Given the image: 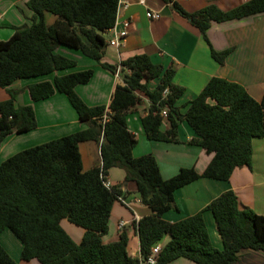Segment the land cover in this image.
<instances>
[{"label":"trees","instance_id":"trees-1","mask_svg":"<svg viewBox=\"0 0 264 264\" xmlns=\"http://www.w3.org/2000/svg\"><path fill=\"white\" fill-rule=\"evenodd\" d=\"M163 2L199 30L218 65H223L230 51L212 49L206 36L211 24L264 13V0H249L225 12L208 5L192 13L173 0ZM117 6L118 0H29L26 7L33 13L31 24L12 27V36L0 40L1 89L17 80L74 68V60L55 52L60 46L79 51L112 74L117 72L120 80L108 105L93 107L87 106L74 90L90 81L91 69L27 86L32 102L55 93L64 95L87 128L22 150L0 163V233L9 230L20 242L21 260L35 259L39 264H141L165 235L170 240L155 264H168L178 258L194 264H233L243 250L264 252V217L241 209L231 190L183 220L168 223L161 218L170 210L176 211L177 189L200 178L226 182L236 168L250 165L252 140L264 138V99L257 102L241 85L213 77L181 113L176 102L184 89L173 83V69L154 64L144 54L116 66L101 64L104 34L115 25ZM44 13L56 17L52 25L45 24ZM154 80L159 82L150 89ZM7 93L9 98L0 102V144L13 133L36 128L32 106H16L18 91L7 89ZM141 96L149 104L141 119L146 138L178 143V123L185 122L195 135L189 143L211 155L201 174L180 169L164 180L152 155L132 156L136 139L126 127V115L140 103ZM163 109L169 124L165 131L159 115ZM85 141L99 146L101 159L100 166L87 171L82 169L78 149ZM112 168L124 171V183H135L140 202L151 212L136 225L140 260L128 255L124 231L117 241L102 242L112 207L122 196L118 187L105 185ZM204 212L212 215L221 250L211 244ZM62 220L82 229L79 243L63 230ZM0 264H18L2 246Z\"/></svg>","mask_w":264,"mask_h":264},{"label":"crops","instance_id":"crops-1","mask_svg":"<svg viewBox=\"0 0 264 264\" xmlns=\"http://www.w3.org/2000/svg\"><path fill=\"white\" fill-rule=\"evenodd\" d=\"M29 0H0V40L5 41L13 34L12 27L30 25L33 13L26 7ZM188 13L198 11L208 5H214L221 11H229L249 0H173ZM147 13L159 15L151 20ZM56 17L44 13V22L52 25ZM128 21L127 35L118 40L117 46H110L108 40L114 38V31H119L122 23ZM114 29L104 34L105 47L101 64L116 66L121 61L136 55H147L154 64L164 69L174 70L173 83L184 89L183 95L176 102V107L183 113L187 102L193 100L209 79L216 77L237 83L245 88L252 99L260 102L264 99V13L239 20L212 23L206 32L213 50H229L223 65H218L210 56L208 45L199 30L173 11L163 0H118ZM55 52L74 60L72 69L58 71L50 76L17 80L10 86L0 88V102L9 98L7 89L18 91L16 106L31 105L34 110L36 128L24 134H11L0 144V163L14 154L60 137L70 135L87 128L81 123L69 105L66 97L55 93L51 97L32 102L26 90L30 84L51 81L54 76L91 69L92 78L87 84L75 87L76 94L89 107L107 106L114 86L119 78L110 71L79 51L60 46ZM158 80L150 82L154 89ZM140 103L126 115V127L135 137L136 145L132 150L135 158L152 155L159 167L161 177L166 180L173 177L180 169H193L201 174L211 159L200 147L190 144L194 132L185 122L178 123V143L154 142L146 138L141 119L146 115L148 100L141 96ZM169 128L163 118L162 131ZM252 156L249 166L236 168L226 182L200 178L174 192L176 211L170 210L162 215V220L175 223L192 216L206 207L212 200L225 191L231 190L238 199L241 209H249L264 217V138H254L251 142ZM82 169L87 171L100 166L99 146L93 141L81 142L78 146ZM122 169L109 170L107 183L116 186L122 193L116 201L108 220V232L102 237L104 244L118 240L119 234H127V253L132 258L141 259L140 245L136 225L138 221L151 214L140 202L134 182L124 183ZM208 235L214 248L221 250L222 243L217 233L212 215L203 214ZM61 227L75 242L79 243L83 231L66 220ZM211 237H214L212 239ZM170 240L168 235L155 245L160 249ZM16 261V260H14ZM18 264H39L37 260L23 261ZM168 264H194L178 258ZM233 264H264V252L243 250Z\"/></svg>","mask_w":264,"mask_h":264},{"label":"built area","instance_id":"built-area-1","mask_svg":"<svg viewBox=\"0 0 264 264\" xmlns=\"http://www.w3.org/2000/svg\"><path fill=\"white\" fill-rule=\"evenodd\" d=\"M147 17L151 20H157L159 18V15L158 14H155V13H147ZM129 27V22L128 21H125L122 23V27L119 31H114V38L111 39V40H108V44L110 46H117L118 45V40L121 39V38H124L126 37L127 35V29ZM115 27H113L112 29H114ZM117 76V72L115 74ZM159 115L163 118H166L167 116V111L165 109H163ZM105 185L107 187H110L108 185V183L106 182ZM121 198H119L120 200ZM160 247L157 246V245H154L152 248H151V252L150 254L148 255V257L146 258V260H143L141 264H155L156 263V259H157V256L160 252Z\"/></svg>","mask_w":264,"mask_h":264},{"label":"rangeland","instance_id":"rangeland-1","mask_svg":"<svg viewBox=\"0 0 264 264\" xmlns=\"http://www.w3.org/2000/svg\"><path fill=\"white\" fill-rule=\"evenodd\" d=\"M211 238L214 239V237ZM0 246L4 248L13 260H16V263L18 262L22 246L9 230H4L0 233Z\"/></svg>","mask_w":264,"mask_h":264}]
</instances>
